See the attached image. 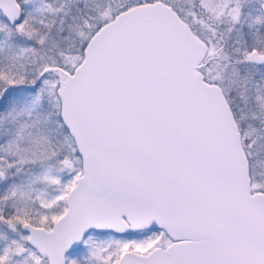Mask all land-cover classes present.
Listing matches in <instances>:
<instances>
[{
    "label": "snow or ice",
    "instance_id": "6c2138e0",
    "mask_svg": "<svg viewBox=\"0 0 264 264\" xmlns=\"http://www.w3.org/2000/svg\"><path fill=\"white\" fill-rule=\"evenodd\" d=\"M0 264H264V0H0Z\"/></svg>",
    "mask_w": 264,
    "mask_h": 264
}]
</instances>
